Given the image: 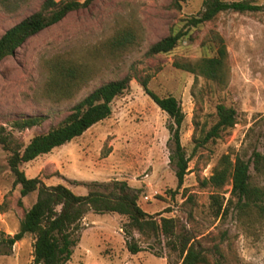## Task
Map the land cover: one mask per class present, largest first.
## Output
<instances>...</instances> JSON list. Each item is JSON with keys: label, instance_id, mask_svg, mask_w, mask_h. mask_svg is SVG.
<instances>
[{"label": "rangeland", "instance_id": "1", "mask_svg": "<svg viewBox=\"0 0 264 264\" xmlns=\"http://www.w3.org/2000/svg\"><path fill=\"white\" fill-rule=\"evenodd\" d=\"M44 0H0V35L37 10ZM83 1V0H80ZM236 1V0H225ZM261 4L264 0H253ZM170 0H94L88 7L69 12L58 22L29 37L15 53L0 61V124L24 144L45 132L69 108L98 85L126 74L128 89L111 103L110 115L82 135L51 152L23 163L28 178L38 177L46 185L63 184L73 193H87L85 183L107 184L124 181L138 191V204L149 214L172 217L179 229L200 240L206 247L217 243L224 264H264V215L238 216L230 212L215 217L209 195L202 186L211 167L222 154L247 157L260 147L264 116V12H222L213 22L187 28L178 45L168 53L147 56L148 47L174 30L186 29L185 20L201 11L202 0H187L180 10ZM127 28L135 44L119 55L102 48L118 30ZM209 29L225 39L230 59V76L225 89L212 95L208 83L178 69L174 63L211 56L202 44ZM66 56L91 68L86 84L66 100L46 91V61ZM148 76L147 87L158 96L173 95L185 115L180 141L186 155L192 153L194 95H202V112L211 113L216 100L233 106L238 121L226 134L191 156L188 171L177 187L170 120L145 93L137 78ZM44 115L40 126L22 131L10 123L24 115ZM7 153L0 147V264H33V236L9 245L19 220L36 199V192L21 196L14 185ZM264 186V180L254 174ZM229 186H225V197ZM174 191L171 196L167 191ZM145 196L148 198L145 199ZM126 217L116 213L88 212L80 222V240L66 264H168L176 254L162 244L139 242L144 250L131 254L125 245L122 224ZM138 237L137 234H135ZM162 252L163 259L153 255ZM169 255V256H168ZM168 256V257H167Z\"/></svg>", "mask_w": 264, "mask_h": 264}, {"label": "trees", "instance_id": "2", "mask_svg": "<svg viewBox=\"0 0 264 264\" xmlns=\"http://www.w3.org/2000/svg\"><path fill=\"white\" fill-rule=\"evenodd\" d=\"M94 0H44L39 8L7 28L0 35V61L13 55L29 37L58 22L69 12L86 8ZM187 0H170L169 7L180 10ZM222 12L256 13L264 12V2L253 0H202L201 11L184 22L186 29L170 28L167 35L152 43L147 56L168 53L187 35V28L213 22ZM135 44V35L127 28L118 30L105 48L111 55H119ZM202 44L213 50L211 56L196 60L175 62L174 65L185 72L200 77L208 83V91L215 95L226 88L230 76V59L224 37L216 29H209ZM48 77L46 91L58 99L72 98L90 78L91 68L68 59L55 56L46 61ZM145 93L156 106L168 116V130L172 142L170 159L174 162L177 187L182 184L188 171L191 156L199 150H208L210 144L226 134L238 121L237 110L223 100H216L211 113L202 112V95H194L196 110L192 123V153L187 156L180 141L184 113L179 101L173 95L158 96L148 89V76L137 78ZM130 75L104 82L73 104L68 113L45 132L34 134L24 144L12 130L0 124V147L7 153V164L13 174L14 185H19L20 195L36 192L33 204L19 220L15 234L7 241L12 245L25 234L33 236V264H66L73 248L80 240V222L88 212L95 214L116 213L126 217L122 224L126 249L131 254L144 250L139 242H156L176 254L175 261L168 264H224V256L219 244L206 247L185 230L177 227L172 217L161 213L149 214L138 204V191L124 181L100 184L95 181L85 183L87 193L78 195L63 184L46 185L38 177L28 178L20 169L38 156L51 152L74 138L82 135L94 124L107 118L111 113V103L129 87ZM44 115H24L10 123L13 130L22 131L40 126ZM260 147L254 145L247 157L239 153L222 154L211 167L210 175L202 179V186H209L215 192L209 195V206L215 217H225L230 212L238 216L254 217L264 215V186L254 180V174L264 180V116ZM229 186L227 196L222 191ZM171 196L174 191L168 190ZM138 235V237L135 236ZM153 255L162 257V252ZM169 256V255H168ZM167 256V257H168Z\"/></svg>", "mask_w": 264, "mask_h": 264}, {"label": "crops", "instance_id": "3", "mask_svg": "<svg viewBox=\"0 0 264 264\" xmlns=\"http://www.w3.org/2000/svg\"><path fill=\"white\" fill-rule=\"evenodd\" d=\"M159 259H161V260H162V259H163V257H160Z\"/></svg>", "mask_w": 264, "mask_h": 264}, {"label": "built area", "instance_id": "4", "mask_svg": "<svg viewBox=\"0 0 264 264\" xmlns=\"http://www.w3.org/2000/svg\"><path fill=\"white\" fill-rule=\"evenodd\" d=\"M148 197L147 196H145V199H147Z\"/></svg>", "mask_w": 264, "mask_h": 264}]
</instances>
